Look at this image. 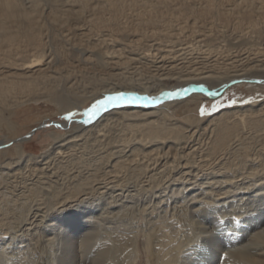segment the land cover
Returning a JSON list of instances; mask_svg holds the SVG:
<instances>
[{
	"label": "bare ground",
	"instance_id": "1",
	"mask_svg": "<svg viewBox=\"0 0 264 264\" xmlns=\"http://www.w3.org/2000/svg\"><path fill=\"white\" fill-rule=\"evenodd\" d=\"M234 81L263 88L264 0H0V115L32 101L68 113L116 91L207 90L114 110L3 163L0 264H137L141 209L152 264H264V100L193 126L175 118ZM142 176L159 199L137 210ZM223 216L241 218L243 235L224 231Z\"/></svg>",
	"mask_w": 264,
	"mask_h": 264
},
{
	"label": "rangeland",
	"instance_id": "2",
	"mask_svg": "<svg viewBox=\"0 0 264 264\" xmlns=\"http://www.w3.org/2000/svg\"><path fill=\"white\" fill-rule=\"evenodd\" d=\"M253 82L254 83H252L251 85L248 86V84H247V86H246V84L244 82L237 81L235 84L229 85L226 88H224V91L220 96H214V98H208L207 101L204 100L199 105L189 106V107L182 106L181 108L178 109L177 114L175 116V118H177L178 124H180L182 126H193L195 120L199 121V120L205 119V118L209 119L211 117L216 116L221 111L232 109L235 107L236 108L237 107H245L248 105H252V103L256 104V105L259 104L261 101L264 100V85L262 86L263 88H256L257 86H260L262 83L260 81H253ZM199 88L200 87L194 88L193 91H197V89H199ZM126 92H133V91H126ZM134 92L137 94H140V95H149V94L138 93L136 91H134ZM191 92H190V94H191ZM190 94H188V96ZM102 96L103 95H100V96L95 97L92 100H89L87 103H85V105L82 106V108L75 109L73 111H76V112L84 111L96 99L101 98ZM232 100H235L236 103L231 104ZM170 101H172V99L171 100L164 99L158 106H155V107L150 106V107H143V108L140 107V109H142V110H145V109L156 110V109H159V107H163L164 106L163 103H165V102L170 103ZM218 101H222L224 103V107H222L220 111L215 112L211 115H208V114H206L204 116L200 115V108L202 106H206L207 108H210L213 103L218 102ZM229 105H231V106H229ZM128 107H134V106H128ZM135 107H137V106H135ZM125 108H127V107L118 108V109H125ZM115 110H117V109H115ZM111 112L112 111L106 112L103 115L109 114ZM66 114L67 113L59 112L53 106V104H49V103L42 102V101H40V102H34V101L28 102V103L23 104L21 106L15 107V109H11V111H5L4 113H1V115H0V142H3L4 146L2 148H0V166L3 163H6L10 160H16L19 157L20 152H23L24 156L28 155V154H30L32 156H38L42 152L47 151L49 148H51L55 144V142L58 141V139L66 138L69 135H73L75 133V128H77L79 125H81L85 129H88V127L93 126L99 120H101V118L103 117V115H102L99 119H97V121L95 123H92L89 125H83V124L79 123V120L81 119V117H79V116H77L75 118L76 122L68 123L67 121H64L62 119V117ZM52 122H55V123L60 124V125L61 124L63 125L66 123L67 127L64 129L60 128V127H56L54 124H52ZM128 122H131V121H128ZM42 124H47V126L33 132L36 128H38ZM29 133H33V134L31 135V137L26 138V136ZM166 149H167V147L164 146L163 150H161V149L160 150L158 149V150L160 152L164 153L166 151ZM170 156H172L171 152L169 153L168 157H170ZM183 164H184V162L181 161V165H179L180 168H181V166H183ZM185 169L191 170L190 167H187ZM4 171H5V169L3 170V172ZM21 171L23 172L24 170L21 169ZM193 172H195V168H193ZM142 173H144V172L141 171L140 174H142ZM141 178L142 179H140L139 182H141L142 184L144 183L143 185L141 184L142 189L138 190L139 192H137V194L135 192V194H136L135 198L136 199L130 200L129 203L133 202L136 205L138 204V207L140 206L142 208L143 205H146L149 202L150 203L157 202L158 201L157 199H159V198L155 197V194L157 193L156 191H154L155 193H152V194H150V193L148 194L147 192H144V189L148 188V186H145L146 185V182L144 181V180H146L145 176H142ZM199 178H201V176H199ZM16 180H17V183H15V184H17L18 186L17 185L15 186V184H12V185H14L13 191L15 192L16 195H18V193L20 194V191L23 189V178L18 177ZM18 180H19V182H18ZM179 182H181V181H179ZM3 183L5 184L6 182H3ZM28 183H29V181H28ZM4 188H2V187L0 188V194H2V191H3V193L7 194V197H9V194L7 193L8 192L7 189H4ZM138 193L139 194L141 193V195H139ZM144 193L148 194V195L145 196ZM169 194H171V193H169ZM169 194H167V196H164L162 194L161 196L163 198L160 196L162 199H164V201L167 204L168 203L170 204V202L172 203V200H173L172 196H170ZM16 195L14 196V198H16V200H18V197ZM168 196H170L171 198L168 200H165V198H168ZM2 197L4 198L6 196H3V194H2V195H0V198H2ZM6 200L7 199H5V201ZM151 200H152V202H151ZM168 201H170V202H168ZM1 202H2V200H0V203ZM145 202H147V203H145ZM139 203H140V205H139ZM166 203H164L163 206L167 205ZM3 206H4L3 203H1L0 208L2 207L1 209L3 211H5V209H3ZM140 207L137 208L135 206V208H137V210H140L141 209ZM164 208H166V207H164ZM166 209H168V208H166ZM141 210H140V212L137 211L138 212V214L136 215L137 217L134 219L135 221L133 220L134 222L132 221L133 224L135 223L134 227H132L133 231H138V232H135L138 234L137 237H138V243H139L137 264H152L151 263V261H152L151 243H150V239L148 238L147 234H145V228L147 227L146 222L149 218L147 216V213H145ZM3 211H1V212L4 213ZM144 216H146V218ZM155 216L156 215L152 216L153 219L155 218ZM145 219H147V220H145ZM219 219H220L219 221L221 223V226L223 228L225 227L224 231H227V232L229 231L228 233L231 235L232 229L234 230V227L237 225L238 230H239V231L237 230L239 232L238 234L240 236L243 235L242 231L245 230L244 229L245 225H242V224H244V223H240V225L237 224L238 220L241 221V218L240 219L236 218V217H232V218L230 217L229 218V216H223L222 218H219ZM227 221L228 222L230 221V223H227ZM145 223H146V225H145L146 227L143 226ZM133 224H132V226H133ZM231 224H233V225H231ZM10 232H11V230L9 231V233ZM235 232L236 231H234V234L236 235ZM232 235H233V233H232ZM205 256H209V253L208 254L206 252L203 253L202 258L205 259ZM221 258H222L221 260L225 259L226 254L223 253ZM11 264H14V262H11Z\"/></svg>",
	"mask_w": 264,
	"mask_h": 264
},
{
	"label": "snow or ice",
	"instance_id": "3",
	"mask_svg": "<svg viewBox=\"0 0 264 264\" xmlns=\"http://www.w3.org/2000/svg\"><path fill=\"white\" fill-rule=\"evenodd\" d=\"M199 90L201 92L207 91L204 87H200ZM190 91H193V89L181 87L173 91L162 92L158 96L140 95L135 92L116 91L113 93L105 94L101 98L96 99L88 108H86L82 112L69 111L66 115L62 117V119L64 121L72 123L76 122L75 118L79 116L81 117L79 123L83 125H89L95 123L97 119H99L106 112H110L115 109L124 108L128 106L155 107L158 106L164 99L171 100L175 98H183L187 96ZM208 95L214 96L216 94L214 92H208ZM235 103V100L231 101V104ZM222 107H224V103L222 101L213 103L210 108L202 106L200 108V115H211L215 112L220 111ZM55 126L60 127L61 125Z\"/></svg>",
	"mask_w": 264,
	"mask_h": 264
},
{
	"label": "water",
	"instance_id": "4",
	"mask_svg": "<svg viewBox=\"0 0 264 264\" xmlns=\"http://www.w3.org/2000/svg\"><path fill=\"white\" fill-rule=\"evenodd\" d=\"M235 83H236L235 81H234V82H231V83L227 84L226 87L229 86V85L235 84ZM226 87H223L219 92H216V93H215L216 95H214V96H220V95L223 93L224 88H226ZM52 124H54V125H60V124H57V123H55V122H52ZM45 126H47V124H42V125H40L38 128H36L33 132H35L36 130L41 129V128L45 127ZM60 128H61V126H60ZM32 134H33V133H29V134L26 136V138L31 137ZM3 146H4V145H0V148H2Z\"/></svg>",
	"mask_w": 264,
	"mask_h": 264
}]
</instances>
